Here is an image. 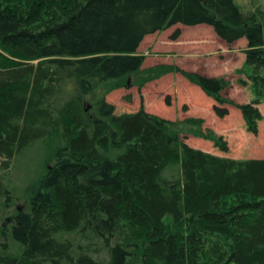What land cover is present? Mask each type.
Returning <instances> with one entry per match:
<instances>
[{"label": "trees", "instance_id": "1", "mask_svg": "<svg viewBox=\"0 0 264 264\" xmlns=\"http://www.w3.org/2000/svg\"><path fill=\"white\" fill-rule=\"evenodd\" d=\"M176 23L209 24L227 43L246 38L255 98L235 103L223 76L142 69L144 37ZM170 68L214 97L219 116L238 105L257 132L264 9L236 0H0V218L10 214L0 264H264V157L195 147L181 132L228 145L201 118L117 112L103 94ZM37 147L51 163L20 208L5 178Z\"/></svg>", "mask_w": 264, "mask_h": 264}, {"label": "rangeland", "instance_id": "2", "mask_svg": "<svg viewBox=\"0 0 264 264\" xmlns=\"http://www.w3.org/2000/svg\"><path fill=\"white\" fill-rule=\"evenodd\" d=\"M236 2L244 10L264 9V0ZM177 28H180V34L173 38L172 34ZM246 44L245 38L227 43L217 35L213 26L206 23H176L147 34L140 43L138 52L145 56L142 69L159 65L179 66L188 71L223 76L229 83L223 94L235 103H243L255 98L245 65ZM135 78L136 81L129 87L123 84L103 91L106 99L115 105L117 112L134 111L144 106L149 112L173 121L201 118V129H212L223 137L228 147L223 149L213 139L191 131L181 132V137L191 145L235 158L264 157V99L259 103L262 118L258 123V131L253 132L248 129L238 105L227 103L229 113L219 116L214 108L215 98L180 71L170 68L158 77L145 81L143 85L138 84V75ZM128 95L130 99L127 98ZM42 155V147L27 150L14 160L7 172L5 181L15 194H19L15 204L20 208L25 187L38 181L51 163L46 155L44 158ZM9 216L7 212L0 218V224L4 227L10 221H6L5 217Z\"/></svg>", "mask_w": 264, "mask_h": 264}, {"label": "crops", "instance_id": "3", "mask_svg": "<svg viewBox=\"0 0 264 264\" xmlns=\"http://www.w3.org/2000/svg\"><path fill=\"white\" fill-rule=\"evenodd\" d=\"M150 34V33H149ZM242 38H244V37H242ZM241 39V38H240ZM246 39V38H245ZM247 41V40H246ZM140 46V45H139ZM216 103V102H215Z\"/></svg>", "mask_w": 264, "mask_h": 264}]
</instances>
